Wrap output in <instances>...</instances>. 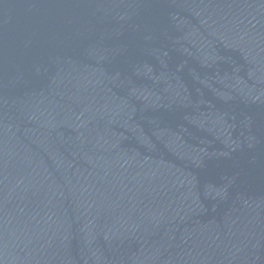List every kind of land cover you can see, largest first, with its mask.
Wrapping results in <instances>:
<instances>
[{"label":"water","instance_id":"obj_1","mask_svg":"<svg viewBox=\"0 0 264 264\" xmlns=\"http://www.w3.org/2000/svg\"><path fill=\"white\" fill-rule=\"evenodd\" d=\"M0 264H264V0H0Z\"/></svg>","mask_w":264,"mask_h":264}]
</instances>
